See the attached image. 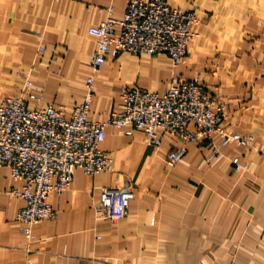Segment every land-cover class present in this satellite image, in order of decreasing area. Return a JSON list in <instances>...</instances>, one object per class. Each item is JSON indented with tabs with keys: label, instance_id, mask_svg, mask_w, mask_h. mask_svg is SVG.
Instances as JSON below:
<instances>
[{
	"label": "crops",
	"instance_id": "obj_1",
	"mask_svg": "<svg viewBox=\"0 0 264 264\" xmlns=\"http://www.w3.org/2000/svg\"><path fill=\"white\" fill-rule=\"evenodd\" d=\"M167 2L197 6L186 55L108 54L92 74L88 118L105 119L122 89L162 92L197 77L225 104L221 125L249 143L229 141L207 160L199 141L163 133L155 148L131 125L108 126L100 147L112 169L76 168L67 189L49 194L56 215L34 223L29 242L14 217L24 202L5 191L21 183L0 165V264H264V0ZM108 4L121 18L125 0H0V100L62 105L69 117L91 74L88 28ZM177 147L184 154L170 165L165 155ZM232 155L247 168L233 169ZM122 186L132 190L126 214L97 220L101 189Z\"/></svg>",
	"mask_w": 264,
	"mask_h": 264
},
{
	"label": "built area",
	"instance_id": "obj_2",
	"mask_svg": "<svg viewBox=\"0 0 264 264\" xmlns=\"http://www.w3.org/2000/svg\"><path fill=\"white\" fill-rule=\"evenodd\" d=\"M196 9L194 3L182 11L171 7L167 0H125L122 17L115 18L112 5L108 4L105 17L88 28L95 43L90 58L91 74L85 79L82 100L69 117L62 105L30 108L21 95L0 100V165L7 166L11 179L21 183L5 191L24 202L14 217L26 241L31 240L34 223L55 217L49 194L67 189L76 168L86 174L112 169L111 157L100 147L108 126L131 125L143 131L147 143L155 148L161 145L163 133L184 142L199 141L209 148L207 160L214 158L219 146L229 141L249 143L248 135L221 125L225 104L197 77L168 85L162 92L122 89L116 109L105 119L88 118L92 74L99 70L106 56L121 52L164 53L174 63L181 61L194 36L190 25L196 20ZM41 37L39 34L38 39ZM214 133L220 136L218 142L212 138ZM183 154L184 149L177 147L168 150L165 158L173 165ZM230 163L235 170L248 166L237 155L230 157ZM131 197L128 186L103 187L100 204L95 208L96 219L119 220L126 214Z\"/></svg>",
	"mask_w": 264,
	"mask_h": 264
}]
</instances>
